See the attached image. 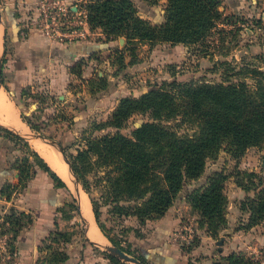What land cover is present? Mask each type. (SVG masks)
Returning <instances> with one entry per match:
<instances>
[{
	"label": "trees",
	"instance_id": "16d2710c",
	"mask_svg": "<svg viewBox=\"0 0 264 264\" xmlns=\"http://www.w3.org/2000/svg\"><path fill=\"white\" fill-rule=\"evenodd\" d=\"M146 1L156 6L163 3L164 7L158 20L140 16L132 0H96L86 5L91 28L103 29L105 40L102 48L106 47L108 41L122 36L126 37L127 44L138 38L141 42L151 45L173 46L184 43L207 46L222 20H226L224 25L229 24L228 18L221 10L224 0ZM225 31L223 27L218 30L222 33ZM69 45L77 46L76 43ZM223 64L228 70L231 68L230 62L224 61ZM80 66L75 64L73 72L79 73ZM228 74L230 73L226 72V79L220 83L175 82L168 88L146 91L141 97L121 98L110 119L101 123L100 127L105 129L106 133L87 139L85 148L80 150L74 161L69 158L79 181L81 182L79 161L82 156L90 159L93 165L105 167L108 182L121 186L123 192L141 198L138 201L137 216L151 228V221L159 220L173 205L184 183L203 175L208 158L216 156L221 150L234 157H240L250 147L264 144L263 81L258 80L254 85H250L240 73L236 72L233 79ZM6 88L13 92L9 85ZM20 95L24 96L23 89ZM145 113L152 119L140 121L129 132L125 130L129 119ZM22 116L25 117L24 113ZM174 116H179L186 124L195 125L196 131L191 134L180 133L175 126L166 123L168 118ZM29 123L40 125L36 121ZM11 135L27 146L24 138L13 133ZM26 152L31 154L35 162L48 171L60 186L68 189L61 177L36 151ZM32 165L28 157L24 158L22 178L26 175L24 169ZM226 180L225 174L215 173L203 190H195L189 196L192 206L206 218L201 224H206L208 233L213 237L218 235L223 226L220 224L226 221ZM142 184L145 186L139 191ZM83 185L87 189L85 184ZM147 193L150 195L146 196ZM249 205L250 225L259 224L264 220V186L249 199ZM246 206V203H243L242 208L247 209ZM94 214L99 227L105 233L95 208ZM23 219V213H11L7 219V229L16 231L22 225ZM155 233L160 234L158 231ZM159 234L153 235L152 240L147 239L145 242L153 244V248H158L162 242L159 240ZM62 237L65 240L70 238H66V234ZM113 243L128 253L121 244L115 241ZM139 245L141 244L136 247L140 249ZM171 249L176 250L178 255L171 256L170 263L179 264V250L174 247ZM104 253L111 260V264H126L107 252ZM136 257L148 264L143 255ZM68 258L67 252L56 251L50 261H66ZM213 264L253 263L249 258L233 252L223 255Z\"/></svg>",
	"mask_w": 264,
	"mask_h": 264
},
{
	"label": "rangeland",
	"instance_id": "374dc122",
	"mask_svg": "<svg viewBox=\"0 0 264 264\" xmlns=\"http://www.w3.org/2000/svg\"><path fill=\"white\" fill-rule=\"evenodd\" d=\"M95 1L75 0L74 4L79 6L77 9L83 10L87 4ZM134 1L140 15L147 16V19L153 21L158 20L161 9L164 7L163 3L156 6L149 4L146 0ZM0 8L5 13V8H2L1 5ZM221 10L224 11V16L228 18L229 24L224 25L226 20L223 19L207 46L181 43V46L174 51L170 44L151 45L141 42L138 38L127 44L126 37L122 36L120 38L123 39V42L125 41V45L122 49L115 50L112 61L114 66L110 71L106 70V73L114 74L116 85L119 84L125 92L138 95H130L134 97H141L146 91H154L162 87L168 88L175 82L183 84L190 82L220 83L226 79V72L230 73L228 75L232 79L235 78L236 72L240 73L250 85H254L258 80L264 83V0H224ZM222 27L226 31L218 32ZM0 30L3 46V26ZM93 30L95 33L103 32L102 28ZM98 38L99 36H91L89 40H99ZM102 43L104 42L102 41ZM115 44L120 45L119 41ZM4 58L3 56V61L8 62V59ZM104 58V56L99 57V61ZM224 61L230 62L229 70L223 64ZM2 78L3 85L6 87L7 75H3V72ZM104 82L105 80L100 84L104 85ZM78 86L79 83H72V87ZM29 90L30 88L25 89L24 96L19 94V87L17 91L14 89L13 92H9V96L17 105L21 116L24 113L25 117L22 116V119L26 128L59 139L72 161L80 150L85 148L87 139L106 133L105 129L100 127L101 123L110 119L113 110L118 105L116 104L112 112L105 115L104 118L92 117L89 120H81L78 115L83 110L80 109V105L84 104V100H78L76 107L71 102L61 105L58 102L60 100H56L58 110L55 111L54 117L50 118L49 115L54 110L37 112L39 109L36 107L42 101L50 102L48 94L43 90H38L35 91V96L30 98L33 93H30ZM105 112L106 110H103L99 114L102 116ZM37 115L45 119L48 118V120L42 119L41 123H38L41 126L29 123L39 121ZM151 119L148 113L137 114L128 120L125 130L129 132L140 121ZM167 120L166 123L175 126L180 133L191 134L196 131L195 125L184 123L179 116ZM0 132L15 138L9 133L10 131L4 128L0 127ZM31 142L33 139L26 140L28 147L21 141H18V144L23 150H35ZM48 146L50 145L48 144ZM79 167L80 186L91 202L93 214L94 208L98 210L99 223L107 237L105 242L113 243L115 241L127 249L131 255L144 256L142 251L140 249L138 251L135 246L139 243L142 244L144 238L150 236V233L147 232L149 227L145 226L141 218L137 216L138 201L141 198L134 194L130 195L126 191L123 192L121 186L108 182L107 169L103 166L93 165L90 159H85L84 156L80 158ZM215 173H223L227 176L224 188L226 221L224 224H220L223 226L218 235L213 237L208 233L206 224H201L203 220L206 221V218L192 206L189 196L195 190H203L209 184V178ZM66 185L68 189L65 194L68 198L73 199L70 211L75 212L80 223L76 221L75 224H71L72 229L65 231L66 238L69 236L73 238L75 234H78L82 236L80 240L84 241L86 239L83 235V222L78 213L76 200H74V185L69 187L67 182ZM148 185L150 184L148 183ZM141 186L139 191L143 190L145 184ZM263 186L264 144L250 147L240 157H234L227 151L221 150L216 156L208 158L203 175L197 179L187 180L174 199L173 205L178 206L179 212L182 213H180V224L168 236L176 244L172 247L177 248L180 253L185 251L191 254L188 262L190 264L195 258L200 259L204 256L202 251L198 250L207 245L221 254L229 255L235 252L249 258L253 264H264V220L259 224L250 225V211L248 210L249 199L254 197ZM149 195L150 193L146 194V196ZM243 203H246L247 209L242 208ZM76 225L78 228L75 227ZM152 234L158 235L159 233ZM160 234L159 240H162L164 235L162 237ZM210 236L212 239L208 238ZM61 241V239H57L50 243L51 249L58 250L61 247ZM87 244L90 245L88 241ZM15 262V256L6 245L0 251V264H15Z\"/></svg>",
	"mask_w": 264,
	"mask_h": 264
},
{
	"label": "crops",
	"instance_id": "0c3cea01",
	"mask_svg": "<svg viewBox=\"0 0 264 264\" xmlns=\"http://www.w3.org/2000/svg\"><path fill=\"white\" fill-rule=\"evenodd\" d=\"M38 1L0 0V5L5 8L2 25L3 46L0 53L4 59H8V62L3 61V75H7L6 84L13 88L12 90L15 87L17 91L19 87L20 94L22 89L25 92V89L30 88V93H33L30 98L35 96V91H45L50 102L42 101L36 107L39 109L37 112L54 110L49 115L50 118H53L55 111L58 110V102L61 105L71 102L76 107L78 100H84V104L80 105V109L83 110L78 115L81 120H89L92 117L104 118L112 112L121 98L138 96L125 92L119 84L116 85L114 81L116 77H113L115 75L106 73V70L110 71L114 66L112 61L115 50L122 49L125 41L123 42L121 38L110 40L105 44L106 47L102 48L104 33L101 31L95 33L92 29L91 36H99V40L78 42L77 46L73 47L69 45L70 43L58 42L46 35L38 26ZM74 1L65 0L73 8H79ZM132 1L135 4V1ZM117 41L119 46L115 44ZM180 46L181 43L173 45L174 51ZM103 56L104 60L99 61V57ZM77 63L81 65L79 73L73 72V67ZM104 80L105 84L101 85L100 82ZM73 82L79 83V86L72 87ZM1 89H4L11 99L4 85ZM15 106L21 120V113L16 104ZM103 110L106 112L101 116L99 112ZM37 118L40 119L36 121L37 123H41L42 119L48 120L38 115ZM21 121L24 122L23 119ZM34 151L47 162L37 149ZM26 157L33 165L24 169L26 175L22 178L21 170ZM47 164L54 170L48 162ZM57 175L61 177L58 173ZM66 189L65 186H60L48 171L40 167L31 154L21 148L18 140L0 132V251L8 245L10 252L15 256V264H111L105 253L90 243L84 234L90 245L86 240H80L82 236L78 234L68 238L69 240L62 239L65 231L72 229L71 224H75L76 221L79 223L75 212L70 211L73 199L66 196ZM179 211L178 206L172 205L159 220L151 221V228H147L150 236L145 237L143 243L139 245L148 264H171L170 257L178 255L176 250L171 249L176 244L168 236L180 224L182 212ZM13 212L23 213L25 216L22 225L16 231L7 229L8 216ZM75 227L78 228V225ZM157 231L162 237L164 235V238L158 248H153L154 245L147 244L145 240H150L152 233ZM101 233L106 241V234L102 230ZM55 238L62 240L61 247L56 251L69 254L66 261H50L56 252L55 248L53 250L49 248ZM208 238L212 239L211 236ZM137 250L140 251L139 248ZM192 251L194 253V250ZM198 251H202L204 256L200 259L195 258L192 264H213L221 255H227L214 251L208 245ZM190 255L181 251L179 264H190L188 263Z\"/></svg>",
	"mask_w": 264,
	"mask_h": 264
},
{
	"label": "built area",
	"instance_id": "2783aa9c",
	"mask_svg": "<svg viewBox=\"0 0 264 264\" xmlns=\"http://www.w3.org/2000/svg\"><path fill=\"white\" fill-rule=\"evenodd\" d=\"M38 26L61 43L88 41L92 35L86 7L74 9L65 0H39Z\"/></svg>",
	"mask_w": 264,
	"mask_h": 264
},
{
	"label": "bare ground",
	"instance_id": "6f19581e",
	"mask_svg": "<svg viewBox=\"0 0 264 264\" xmlns=\"http://www.w3.org/2000/svg\"><path fill=\"white\" fill-rule=\"evenodd\" d=\"M2 49V32L0 30V52ZM0 117L4 122L10 123L11 125L15 126L20 130H28L24 125V122L20 120L18 110L11 100L4 89L0 90ZM35 149L47 160V162L57 171V173L61 176L63 180H65L69 187L74 185L76 182L74 177L69 176L67 166L65 162L62 160L60 153L52 146H48V143L42 142L40 140L33 139L31 142ZM80 188V196H81V205L83 209V213L85 217L91 221L90 228H89V235L90 237L99 243H104L105 239L101 233L100 228L95 220L91 202L89 198L86 196L85 192L82 190L80 184H78ZM92 218H91V217Z\"/></svg>",
	"mask_w": 264,
	"mask_h": 264
},
{
	"label": "water",
	"instance_id": "95a60500",
	"mask_svg": "<svg viewBox=\"0 0 264 264\" xmlns=\"http://www.w3.org/2000/svg\"><path fill=\"white\" fill-rule=\"evenodd\" d=\"M4 25L3 21V12L2 9L0 8V27ZM123 40V39H122ZM2 72H3V54H0V89L3 86V79H2ZM0 127L4 128L14 135L20 136L26 140L29 139H35V140H40L42 142L48 143L51 146H53L59 153L62 158V160L65 162L68 170V174L71 177H74L76 182H74V200H76V205L78 209V213L80 215V218L83 222L82 226L84 229V235L86 239L92 243L94 246L98 247L104 252H107L108 254L116 257L117 259L123 261L126 264H144L138 257L133 256L126 251L122 250L119 246L115 245L112 242H104V243H99L93 240L90 235H89V227H90V221L85 217V214L83 213L82 205H81V192L78 184H80V181L75 174L71 161L66 153V150L61 143L59 139L46 136L42 133L36 132L34 130L28 129V130H20L18 128L13 127L12 125L8 124L7 122H4L0 120Z\"/></svg>",
	"mask_w": 264,
	"mask_h": 264
}]
</instances>
